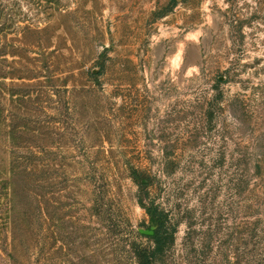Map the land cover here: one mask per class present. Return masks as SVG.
<instances>
[{
    "label": "rangeland",
    "instance_id": "rangeland-1",
    "mask_svg": "<svg viewBox=\"0 0 264 264\" xmlns=\"http://www.w3.org/2000/svg\"><path fill=\"white\" fill-rule=\"evenodd\" d=\"M0 55V264H136L153 211V264H264V0H0Z\"/></svg>",
    "mask_w": 264,
    "mask_h": 264
},
{
    "label": "trees",
    "instance_id": "trees-1",
    "mask_svg": "<svg viewBox=\"0 0 264 264\" xmlns=\"http://www.w3.org/2000/svg\"><path fill=\"white\" fill-rule=\"evenodd\" d=\"M173 3H175V1H173ZM3 55H0V57ZM0 60V72H2L5 69L4 63H6V60L3 58ZM1 78L3 79L4 77ZM17 151L18 150L11 151L12 155L9 160V175H12V178L17 179L16 182H23L25 177V182H27L25 184L29 193L34 195L37 189L38 178V163L36 161L39 155L38 148L25 150L23 153H20L19 151V153H16ZM15 153L16 156L14 155ZM135 181L137 182V185L140 186V192H144L146 189V186L144 185V179H135ZM149 213L153 218L156 219L158 227L154 231L153 236L139 235L142 238H148L152 240L154 242V248L153 250L134 248L130 254L136 261V264H153L156 262L158 255L163 252L164 247L170 239L169 234L164 231L163 214L155 211Z\"/></svg>",
    "mask_w": 264,
    "mask_h": 264
},
{
    "label": "water",
    "instance_id": "water-1",
    "mask_svg": "<svg viewBox=\"0 0 264 264\" xmlns=\"http://www.w3.org/2000/svg\"><path fill=\"white\" fill-rule=\"evenodd\" d=\"M139 234L145 235V236H153L154 231H153V229H150V230H139Z\"/></svg>",
    "mask_w": 264,
    "mask_h": 264
}]
</instances>
